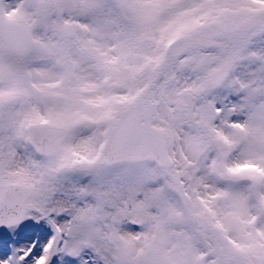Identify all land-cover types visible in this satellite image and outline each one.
Masks as SVG:
<instances>
[{"label":"snow or ice","instance_id":"snow-or-ice-1","mask_svg":"<svg viewBox=\"0 0 264 264\" xmlns=\"http://www.w3.org/2000/svg\"><path fill=\"white\" fill-rule=\"evenodd\" d=\"M0 264H264V0H0Z\"/></svg>","mask_w":264,"mask_h":264}]
</instances>
